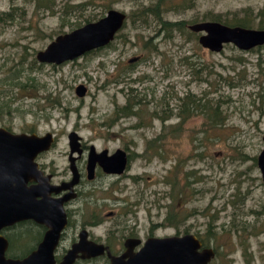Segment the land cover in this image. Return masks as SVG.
I'll list each match as a JSON object with an SVG mask.
<instances>
[{
    "label": "rangeland",
    "instance_id": "rangeland-1",
    "mask_svg": "<svg viewBox=\"0 0 264 264\" xmlns=\"http://www.w3.org/2000/svg\"><path fill=\"white\" fill-rule=\"evenodd\" d=\"M159 3L161 20L181 21L183 31L159 32L160 19L147 11ZM112 8L128 19L111 44L60 65L37 60V52L58 35L98 21ZM247 9L253 11V28L264 29L258 26L264 0H0V127L52 132L55 156L69 151L72 131L97 151L131 149L134 161L121 179L95 182L103 181V188L94 197H108L102 200L105 216L123 206L114 197L143 199L140 217L146 219L148 201V234L175 235V227L159 226L175 197L185 217L181 230L217 250L211 264H264V179L258 165L264 149V45L244 51L226 44L213 52L189 29L218 15L245 17ZM5 12L9 16L1 15ZM19 71L22 81L36 79L35 86L22 90L3 83ZM81 84L87 88L83 97L76 91ZM188 95L206 107L219 106L226 123L211 127L208 112L200 109L182 120L180 107ZM129 102L134 113L122 114ZM135 175L148 180L144 197L138 186L145 182L138 185ZM115 181L123 189L107 192ZM111 226L113 218L100 233ZM22 230L7 231L8 257L24 256L33 247L35 228L26 229L29 235Z\"/></svg>",
    "mask_w": 264,
    "mask_h": 264
},
{
    "label": "water",
    "instance_id": "water-1",
    "mask_svg": "<svg viewBox=\"0 0 264 264\" xmlns=\"http://www.w3.org/2000/svg\"><path fill=\"white\" fill-rule=\"evenodd\" d=\"M127 19L126 12L112 8L98 21L58 35L45 49L37 52L36 58L40 63L56 65L75 60L112 43ZM189 29L200 33L199 43L213 52H221L226 44H233L244 51L264 45V29L231 26L215 20L196 22L189 25ZM138 59V56L134 57L130 62ZM76 91L83 97L87 88L81 84ZM69 138L73 151L80 150L82 137L72 131ZM54 141L52 132L45 135L18 133L0 127V264H58L55 250L67 225L63 208L65 198L54 199L51 196L53 188H46L43 183L27 185L30 180H42L43 172L36 157L49 150ZM109 158L110 162L103 164L106 171L124 172L127 158L123 150H118ZM258 165L264 179V149L258 157ZM73 170L75 177L69 186L78 180L74 166ZM89 170L91 172V166ZM27 219L46 224L48 230L39 246L27 256L8 257L10 244L3 230ZM86 234V231L82 232L80 241L67 252L61 264H75L78 259H88L106 252L111 264H210L215 257L214 249L203 248L202 240L192 233L152 236L139 251L130 248L121 255L112 254L104 244L88 240Z\"/></svg>",
    "mask_w": 264,
    "mask_h": 264
},
{
    "label": "flooded vegetation",
    "instance_id": "flooded-vegetation-1",
    "mask_svg": "<svg viewBox=\"0 0 264 264\" xmlns=\"http://www.w3.org/2000/svg\"><path fill=\"white\" fill-rule=\"evenodd\" d=\"M138 57L140 59V56ZM56 144L57 138L55 137L53 146L49 150L39 153L36 157L39 169L43 172L41 175L42 180H30L27 183L29 187L33 185L38 186L43 183L46 188H48V186L49 188H53L51 196L54 199L65 198L63 208L67 218V225L62 230L59 244L55 250L56 262L61 264L67 252L74 244L80 241L83 231L87 232L85 236L88 240L108 246L114 255H121L130 248L133 251H139L142 249L148 238L155 236L153 231L148 234V201L144 206L145 211L147 212L145 215L146 219H144L143 217H140L142 202L144 201L143 199L131 202L128 198L122 199L114 197V203L122 204L123 206L118 212L112 210L105 216L102 212V208L106 205V203H103L102 200H105L108 197H94L95 194L101 191L99 189L103 188L101 185L103 181L98 183L95 182L102 180L103 177L111 176L121 179L123 174L125 175L131 168L136 153L131 151L129 148H117L114 152H110L108 149L97 151L94 146H86L82 139H80V150L73 151L69 138L70 149L68 152L66 151L65 155L60 154V156L64 157V159H62L60 156H55L54 153L51 155V152L57 151L55 148ZM118 150H123L125 152V156L127 158L126 169L122 173L106 171L103 164L110 162L108 160L110 159L109 157L116 154ZM145 155H148V149L146 150ZM63 161L65 164L62 165ZM118 161L120 162V160ZM73 166L77 172L78 180L76 184L69 186V183L72 182L75 177ZM89 166L92 167L91 172L89 170ZM137 177L141 178V176L135 175L132 176V179L134 182L136 181L138 185L145 182L144 188L140 187V185L138 186V193L144 197L145 190L143 189L148 188V180L135 179ZM118 185L117 181L108 183L107 192H115V188L123 189ZM112 196H110L109 199H111ZM172 205L164 219V222L160 223L159 226L162 227L164 224L165 226L168 225L175 227L178 231L175 235L191 233L186 228L181 230V226L185 223V217L179 210V201L177 202L176 207ZM109 218H113V226H111L105 234L100 233V227ZM19 227L23 229V233L21 235H27V228H35V233L32 232V234H35V240L32 245L33 247H31L28 253L21 256L22 258L27 256L39 246L48 230V227L46 224L36 222L32 219L17 222L16 224L3 230V234L9 240V244L11 243V239L7 236V231H12V229H18ZM29 234L30 233H28V235ZM197 236L200 240H202L203 248L211 247L214 249L215 257L212 259L213 261L217 256V250L214 247L207 245L201 236ZM65 243H68V245L65 246ZM79 263L111 264V260L106 252L103 255L88 259H78L75 264Z\"/></svg>",
    "mask_w": 264,
    "mask_h": 264
},
{
    "label": "trees",
    "instance_id": "trees-1",
    "mask_svg": "<svg viewBox=\"0 0 264 264\" xmlns=\"http://www.w3.org/2000/svg\"><path fill=\"white\" fill-rule=\"evenodd\" d=\"M148 13H152L154 14L157 19H160L161 24H162V28H160L159 32L162 31L164 32V30H167L166 32H170L172 30H180L183 31L185 29V25L183 22H169V21H162L160 14H161V4H156V5H152L148 7ZM250 9L245 10L246 15L245 17H239V16H234L232 19H222L221 15H218L216 17H214L212 20L215 21H220L222 23H225L227 25H231V26H243V27H248V28H253V20L254 15H253V11H251ZM142 14H144L145 12L141 11ZM264 12H260L259 15H263ZM1 15H5V16H9V13L5 12ZM260 25H258L260 28H264V21L259 22ZM159 34V33H158ZM157 34V36H158ZM151 38H155V37H151ZM157 50L156 47H154V51ZM21 74L22 71L17 72L15 75L13 76H7V78L4 80L3 83L8 84L9 86L12 84L14 87L19 86L22 90L28 89L30 86L33 87L35 86V82L36 79H32L29 78V80L22 81L21 78ZM31 82V83H30ZM33 83V84H32ZM31 84V85H30ZM52 102V101H51ZM57 102V101H55ZM6 102H3V104H5ZM1 106V105H0ZM181 110L179 113V116L182 120H186L190 117V115H193L195 113L196 110H204L208 112V118H209V125L211 127H218V126H222L223 124H225V117L222 114V111L220 109L219 106L217 107H213V106H208L206 107L205 104H200V102H196L194 96L192 95H188L184 100H183V104L181 105ZM122 114L125 115H129V114H133L134 110H133V105L129 102L127 103L125 106H123L120 109ZM1 112V111H0ZM176 126H180L176 125ZM160 138V136L153 140L151 142V146L155 145V143L157 142V140ZM173 189L175 191L178 190L179 188V183L177 181H173L171 182ZM178 194H180V191H177ZM178 197V196H177ZM179 199L177 198H173L172 201L174 202V204L172 206L176 207V204L178 202ZM186 216V215H185ZM218 254V253H217Z\"/></svg>",
    "mask_w": 264,
    "mask_h": 264
}]
</instances>
